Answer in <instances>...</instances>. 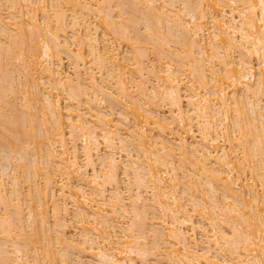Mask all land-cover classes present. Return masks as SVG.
<instances>
[{
  "label": "bare ground",
  "instance_id": "1",
  "mask_svg": "<svg viewBox=\"0 0 264 264\" xmlns=\"http://www.w3.org/2000/svg\"><path fill=\"white\" fill-rule=\"evenodd\" d=\"M0 81V264H264V0H0Z\"/></svg>",
  "mask_w": 264,
  "mask_h": 264
},
{
  "label": "rangeland",
  "instance_id": "2",
  "mask_svg": "<svg viewBox=\"0 0 264 264\" xmlns=\"http://www.w3.org/2000/svg\"><path fill=\"white\" fill-rule=\"evenodd\" d=\"M67 61V60H66ZM257 61H255V63H256ZM67 69H68V71H70L71 70V68L69 67V66H67ZM71 72V71H70ZM3 81V80H2ZM0 83H2L1 81H0ZM3 84H5V83H3ZM8 84H5V86H7ZM38 139H41V137H38Z\"/></svg>",
  "mask_w": 264,
  "mask_h": 264
}]
</instances>
